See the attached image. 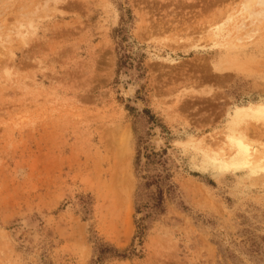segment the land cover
I'll list each match as a JSON object with an SVG mask.
<instances>
[{"label": "rangeland", "instance_id": "rangeland-1", "mask_svg": "<svg viewBox=\"0 0 264 264\" xmlns=\"http://www.w3.org/2000/svg\"><path fill=\"white\" fill-rule=\"evenodd\" d=\"M243 1L0 0V264H264V14Z\"/></svg>", "mask_w": 264, "mask_h": 264}, {"label": "trees", "instance_id": "trees-1", "mask_svg": "<svg viewBox=\"0 0 264 264\" xmlns=\"http://www.w3.org/2000/svg\"><path fill=\"white\" fill-rule=\"evenodd\" d=\"M148 182L145 183V186L147 187L148 186ZM161 200H162V195L159 193H157L156 195H152L150 196V200L145 202V203H140L138 205V207L136 208V213H143V217H140L139 220L136 221V234L134 236V238L140 243L141 240H142V236H144V233H145V229H146V226H145V223H144V219L146 217H149L150 214L152 212H154V210L158 207V205L161 203ZM134 248H132L128 254L126 253H122V254H119L117 250H110L111 251V255L112 256H115V257H121V258H124L126 257L127 255H131L132 253H134ZM101 253L104 252V250H100Z\"/></svg>", "mask_w": 264, "mask_h": 264}, {"label": "bare ground", "instance_id": "bare-ground-1", "mask_svg": "<svg viewBox=\"0 0 264 264\" xmlns=\"http://www.w3.org/2000/svg\"><path fill=\"white\" fill-rule=\"evenodd\" d=\"M243 2H244L243 3V7H244L243 9H244V11L245 10L246 11L247 10L250 11L251 9L253 10V7L259 6L258 9L261 8L260 11L257 10V12L255 11L256 13H254V14L258 15V17H262V15L264 14L263 13L264 12V0H244ZM250 14H249L250 16H248V17L256 19V17H255L256 15H254V17H251V16H253L252 15L253 14L252 11H250ZM259 15H261V16H259ZM263 17H264V15H263ZM258 19H260V18H258ZM241 26H243V25H240V27ZM248 110H249V107H247V106L246 107H242L241 106L240 108L237 109V111L235 113V116L241 115L243 112H246ZM233 146L235 147V149L237 151L236 152V156L238 155L241 158H247L249 156V149H248V147L241 140H236L233 143ZM250 158H252V157H250Z\"/></svg>", "mask_w": 264, "mask_h": 264}]
</instances>
